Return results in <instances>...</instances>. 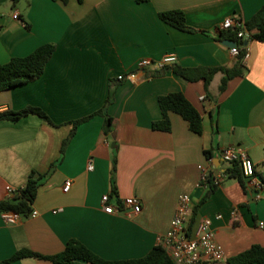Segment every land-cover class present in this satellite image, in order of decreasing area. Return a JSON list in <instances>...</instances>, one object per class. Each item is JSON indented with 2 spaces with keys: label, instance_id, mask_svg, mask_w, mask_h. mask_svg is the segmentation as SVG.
<instances>
[{
  "label": "crops",
  "instance_id": "0c3cea01",
  "mask_svg": "<svg viewBox=\"0 0 264 264\" xmlns=\"http://www.w3.org/2000/svg\"><path fill=\"white\" fill-rule=\"evenodd\" d=\"M263 6L264 0H23L13 8L11 0H0V65L56 45L42 77L0 93V113L36 107L55 124L35 115L0 121V201L11 196L8 186L18 191L32 172L42 176L33 204L37 217L11 224L0 213V262L22 250L55 256L73 239L105 260L143 258L161 245L182 194L198 207L196 224L213 220L225 260L208 264H228L253 245L264 247V43H247L246 72L224 91L222 73L206 88L204 80L189 82L158 71L155 63L137 70L143 59L156 62L170 54L182 68L231 67L237 57L218 41V26L235 15L248 22ZM174 10L185 14L188 30L160 19ZM132 71L135 81L117 80ZM111 90L113 134L104 132V116L95 115L78 125L59 162L73 123L100 111ZM174 92L201 114V135L177 113L170 114V132L153 129L162 120L159 97ZM232 146L255 163L261 191L246 193L230 177L215 190L200 185V166L226 172L230 165L220 151ZM114 157L117 196H111ZM106 194L117 213L104 212ZM129 198L141 201L139 214L122 206ZM218 214L222 219H215ZM11 264L53 263L24 258Z\"/></svg>",
  "mask_w": 264,
  "mask_h": 264
},
{
  "label": "trees",
  "instance_id": "16d2710c",
  "mask_svg": "<svg viewBox=\"0 0 264 264\" xmlns=\"http://www.w3.org/2000/svg\"><path fill=\"white\" fill-rule=\"evenodd\" d=\"M13 8L23 0H11ZM56 1V0H54ZM66 1V0H62ZM137 3H146L149 0H135ZM160 19L167 25L174 27L178 30H188L186 16L182 11L174 10L169 12H163L159 15ZM17 19L21 21L24 27L30 31L31 24L22 16L18 15ZM246 28L250 33L251 40H256L264 43V6L258 11L255 16L246 22ZM237 30H229L220 32L218 35V41L224 42L230 40L236 44V47L240 48V54L237 57L236 62L231 67H217V68H182L177 65V62L166 70L172 71L176 75L184 78L189 82H195L204 80L206 88L210 85L216 74L222 73L223 79L221 82L220 90L226 89L227 83L236 77H243L246 72L244 65V59L246 57L245 48L247 43L245 40L239 39ZM56 51V45L52 43L44 44L38 47L33 53L28 56L20 58H12L8 63L0 65V93L10 90L16 86L23 85L32 81H35L42 77L45 72L47 63L52 58ZM114 97V92L111 90L108 100L105 106L97 113L84 118L82 120L73 123V129L69 137L64 141L61 148V158L65 155L66 147L70 140L73 138L78 125L84 123L95 115H101L105 118L104 132L107 135L113 134V119L107 113V107L111 104ZM159 107L162 112V120L153 123V129L170 132L171 131V113H177L181 115L188 123L191 131L201 135L203 133V119L199 111L190 103V101L181 92H174L164 96H160L158 99ZM29 115H35L49 124L55 125L49 116L40 108L28 107L22 111L7 110L0 113V121H12L17 122ZM209 159H213L211 152H206ZM116 158L113 159V168L111 172V196H117L118 190L116 186ZM229 177L236 179L244 191L247 193L246 178L244 177L241 166L238 162L230 165L226 170ZM210 190H215L211 184L209 178ZM42 185V176H36L35 172H32L27 185L18 190L17 193L11 195L8 199L0 201V213H18L23 216H28L33 211V204L37 198L39 188ZM206 198L202 199L201 203H204ZM198 207L194 208L193 216L196 214ZM196 223L194 218H191V226L194 227ZM24 258H37L47 260L53 264H176L162 245L154 247L145 257L131 260L121 261H109L105 260L91 250H89L84 244L78 240H70L64 251L55 256H43L30 250H22L16 253L12 258L0 262V264H11L17 260ZM228 264H264V247L260 245H253L248 250L228 259Z\"/></svg>",
  "mask_w": 264,
  "mask_h": 264
},
{
  "label": "built area",
  "instance_id": "2783aa9c",
  "mask_svg": "<svg viewBox=\"0 0 264 264\" xmlns=\"http://www.w3.org/2000/svg\"><path fill=\"white\" fill-rule=\"evenodd\" d=\"M237 30L238 38L251 41L250 33L246 28V21L240 15H235L224 20L218 26V32ZM231 53L238 57L240 54V48H231ZM246 57L248 55V47L245 48ZM177 62V58L174 54L166 55L161 60L153 62L151 59H143L139 61L137 70L141 71L153 63H155L158 71H164L166 68L171 67ZM137 73L135 71L120 74L117 77L118 81H135ZM220 160L226 164H233L238 162L242 168L244 177L246 178L247 190L252 188L261 191L263 185L260 183L258 174L256 171L255 163L249 158L247 152L239 147H226L220 151ZM212 164V159H209ZM93 169V165L89 166V170ZM202 171L200 185L204 187H210L209 178L211 184L214 187L221 186L222 182L229 177L226 172H216L214 169H206L200 166ZM71 187V181H67L64 190L67 192ZM7 191L9 195L17 193L12 187L8 186ZM102 205L106 214L112 215L117 213L118 209L111 204V196L106 194L102 197ZM122 206L132 210L133 214H139L142 210L141 201L138 198L127 199ZM194 206L192 199L189 195L182 194L179 196L178 206L175 215L171 221V227L168 233L162 238L161 245L166 249L171 259L176 264H208L216 263L225 260V254L217 242L216 234L213 229V220L211 218H204L194 227L191 226V218L193 214ZM57 213V212H55ZM236 211L233 215H236ZM38 212L33 210L28 216H23L18 213H3L4 219L7 223L15 224L22 217L34 218L38 216ZM130 214V213H129ZM215 219H222V215L218 214ZM261 226L263 223L260 224Z\"/></svg>",
  "mask_w": 264,
  "mask_h": 264
},
{
  "label": "water",
  "instance_id": "95a60500",
  "mask_svg": "<svg viewBox=\"0 0 264 264\" xmlns=\"http://www.w3.org/2000/svg\"><path fill=\"white\" fill-rule=\"evenodd\" d=\"M223 44L229 48H235L236 47V44L230 40L224 41Z\"/></svg>",
  "mask_w": 264,
  "mask_h": 264
}]
</instances>
